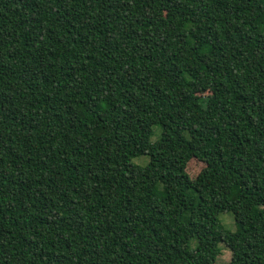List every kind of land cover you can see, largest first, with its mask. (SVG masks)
<instances>
[{
	"label": "trees",
	"instance_id": "trees-1",
	"mask_svg": "<svg viewBox=\"0 0 264 264\" xmlns=\"http://www.w3.org/2000/svg\"><path fill=\"white\" fill-rule=\"evenodd\" d=\"M220 243L264 264V0H0V264Z\"/></svg>",
	"mask_w": 264,
	"mask_h": 264
},
{
	"label": "rangeland",
	"instance_id": "rangeland-1",
	"mask_svg": "<svg viewBox=\"0 0 264 264\" xmlns=\"http://www.w3.org/2000/svg\"><path fill=\"white\" fill-rule=\"evenodd\" d=\"M159 133H160V128L153 127V134L150 138V141L154 142L158 138ZM147 161L148 158L145 156H141L133 159V163L138 166H144L147 163ZM201 168L202 165L200 163L196 161L190 162V164L187 167V172H186L187 176L190 179H193ZM184 185L188 186V180L184 181ZM218 220L222 225V227L225 228L226 230H231V231L234 230L235 224H234L233 215L231 213H221L218 217ZM219 248H220V254L217 257L214 264H229L231 258L230 251L222 243L219 244Z\"/></svg>",
	"mask_w": 264,
	"mask_h": 264
}]
</instances>
